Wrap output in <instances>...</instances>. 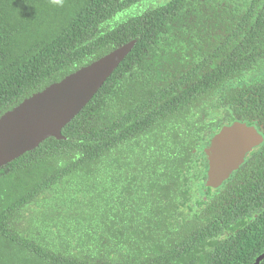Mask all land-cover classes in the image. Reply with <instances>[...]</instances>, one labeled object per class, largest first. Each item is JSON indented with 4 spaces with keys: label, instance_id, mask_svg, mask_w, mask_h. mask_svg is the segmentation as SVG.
I'll return each instance as SVG.
<instances>
[{
    "label": "trees",
    "instance_id": "1",
    "mask_svg": "<svg viewBox=\"0 0 264 264\" xmlns=\"http://www.w3.org/2000/svg\"><path fill=\"white\" fill-rule=\"evenodd\" d=\"M140 1L0 0V116L136 40L65 140L0 169V264H252L264 250V211L232 225L264 192L231 185L176 216L203 179L189 104L264 58V0H165L124 14ZM178 23L188 26L176 35ZM205 28L215 45L188 71V35Z\"/></svg>",
    "mask_w": 264,
    "mask_h": 264
},
{
    "label": "flooded vegetation",
    "instance_id": "2",
    "mask_svg": "<svg viewBox=\"0 0 264 264\" xmlns=\"http://www.w3.org/2000/svg\"><path fill=\"white\" fill-rule=\"evenodd\" d=\"M163 1L165 0H142L128 7L124 14L130 12L132 15L135 9L145 12L159 6ZM260 8L255 5L251 10L252 15L255 14V9L258 12ZM251 23L250 19L246 25L242 26L243 30H252ZM186 26L188 25L173 24L171 32L177 35L184 32ZM201 31L197 35H188L191 38L186 51V57L190 58L185 60L188 61V67L185 68L188 71L191 68L190 63L196 67L199 64L201 67L199 61L204 58V50L213 49L215 45L216 32L213 33L208 28ZM207 44L211 46L207 47ZM179 54L183 52L179 51ZM174 68L178 67L174 66ZM208 94L189 104L191 117L186 124V140L196 145L192 153L201 162L203 179L200 183V191L199 189L195 191V188L191 187L187 195L188 202L182 207L178 205L179 211L176 216L179 217V222L183 215L190 218L195 211L204 208L197 206L198 202L202 204L220 194L223 195L231 185L241 192L244 188L249 191L257 190L258 195L264 192V58L258 59L250 68L226 80ZM223 130L230 134L231 141H234L243 152L237 168L218 187L212 188L206 185L209 171L206 151L211 149L214 138ZM259 203L260 205L255 207L249 216H243V219L232 225L247 224L248 221L252 222L257 219L261 211H264V200H259ZM228 231L226 230L220 238L228 237ZM260 264H264V259Z\"/></svg>",
    "mask_w": 264,
    "mask_h": 264
},
{
    "label": "water",
    "instance_id": "3",
    "mask_svg": "<svg viewBox=\"0 0 264 264\" xmlns=\"http://www.w3.org/2000/svg\"><path fill=\"white\" fill-rule=\"evenodd\" d=\"M135 44L136 40H132L116 48L3 113L0 116V169L49 138L65 140L62 129L89 103ZM229 137L223 130L206 151L208 187H218L241 160L243 150ZM263 259L264 252L254 264H260Z\"/></svg>",
    "mask_w": 264,
    "mask_h": 264
},
{
    "label": "rangeland",
    "instance_id": "4",
    "mask_svg": "<svg viewBox=\"0 0 264 264\" xmlns=\"http://www.w3.org/2000/svg\"><path fill=\"white\" fill-rule=\"evenodd\" d=\"M200 187H201V185H199V191H200Z\"/></svg>",
    "mask_w": 264,
    "mask_h": 264
}]
</instances>
